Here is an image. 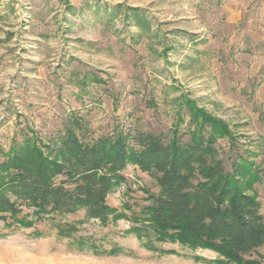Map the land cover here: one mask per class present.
<instances>
[{"label":"rangeland","instance_id":"374dc122","mask_svg":"<svg viewBox=\"0 0 264 264\" xmlns=\"http://www.w3.org/2000/svg\"><path fill=\"white\" fill-rule=\"evenodd\" d=\"M184 97L227 123L239 151L264 172V0H0L3 147L26 127L44 140L55 135L70 112L94 137L117 124L167 135ZM228 146L217 142L222 155ZM123 176L107 195L112 207L128 202L137 209L145 190H158L135 165ZM254 188L264 216V175ZM83 216L80 210L66 219ZM129 225L90 219L74 236L59 237L47 224L7 227L0 220V264H214L205 260L215 257L207 250H146L125 233ZM80 235L132 254L79 249ZM256 254L264 264V245Z\"/></svg>","mask_w":264,"mask_h":264},{"label":"trees","instance_id":"16d2710c","mask_svg":"<svg viewBox=\"0 0 264 264\" xmlns=\"http://www.w3.org/2000/svg\"><path fill=\"white\" fill-rule=\"evenodd\" d=\"M178 103L167 135L117 124L94 137L74 112L45 140L26 127L7 148L0 145V220L7 227L47 224L59 237H72L90 219L102 225L124 219L130 222L125 233L161 255H180L163 247L177 244L214 253L205 259L214 264H263L253 256L264 245V216L254 188L263 169L239 151L227 123L193 99ZM219 139L228 140L223 155ZM127 164L146 171L158 187L157 192L145 190V203L137 209L128 202L118 209L106 200L124 182ZM80 210L83 218L66 219ZM75 240L79 249L95 254H132L120 246H98L86 235Z\"/></svg>","mask_w":264,"mask_h":264},{"label":"built area","instance_id":"2783aa9c","mask_svg":"<svg viewBox=\"0 0 264 264\" xmlns=\"http://www.w3.org/2000/svg\"><path fill=\"white\" fill-rule=\"evenodd\" d=\"M73 1V0H72Z\"/></svg>","mask_w":264,"mask_h":264}]
</instances>
